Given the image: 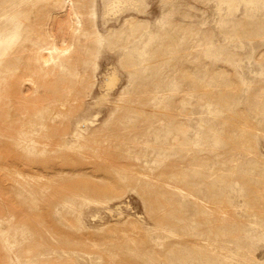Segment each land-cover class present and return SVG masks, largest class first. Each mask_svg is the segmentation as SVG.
Returning a JSON list of instances; mask_svg holds the SVG:
<instances>
[{
	"label": "rangeland",
	"instance_id": "1",
	"mask_svg": "<svg viewBox=\"0 0 264 264\" xmlns=\"http://www.w3.org/2000/svg\"><path fill=\"white\" fill-rule=\"evenodd\" d=\"M34 1L0 0V264H264V0H71L76 34L50 0L48 85Z\"/></svg>",
	"mask_w": 264,
	"mask_h": 264
},
{
	"label": "bare ground",
	"instance_id": "2",
	"mask_svg": "<svg viewBox=\"0 0 264 264\" xmlns=\"http://www.w3.org/2000/svg\"><path fill=\"white\" fill-rule=\"evenodd\" d=\"M81 1V7H85V0ZM83 1V2H82ZM66 5H69L70 8L65 13L66 18L69 21V27L72 30L73 34L78 33L82 26V17L79 12L76 11L75 7H73L71 0H66ZM27 7L25 10L21 11L18 15L14 16L12 19L16 22L20 20L23 21H31L36 26H32L29 30L24 34V38L28 39L35 34L42 35L44 40L40 42L36 49V55L34 58V62L36 67H38L42 71V79L45 85H48L51 80V76L55 75V81L57 82V60L61 58L65 53L70 50L69 45L60 46L57 45V28L50 29L48 21L54 17L57 19V14L52 16L53 6L55 4L54 1L50 0H35L33 3H27ZM19 37V34L15 32L11 38ZM9 39H5L0 36V58L4 55L3 52L6 50V46L9 43ZM8 66V62L4 64ZM116 74L113 72L109 76L104 79V86L111 88L116 85L117 82ZM25 85H34L35 83L30 79H25L23 81ZM10 174L15 175L16 177H22L21 174L7 170ZM168 235H172V233L167 232Z\"/></svg>",
	"mask_w": 264,
	"mask_h": 264
}]
</instances>
